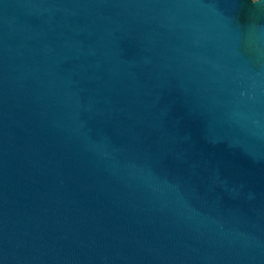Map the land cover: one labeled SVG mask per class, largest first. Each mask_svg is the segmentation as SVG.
Listing matches in <instances>:
<instances>
[{
    "label": "water",
    "instance_id": "95a60500",
    "mask_svg": "<svg viewBox=\"0 0 264 264\" xmlns=\"http://www.w3.org/2000/svg\"><path fill=\"white\" fill-rule=\"evenodd\" d=\"M0 264H264V0H0Z\"/></svg>",
    "mask_w": 264,
    "mask_h": 264
}]
</instances>
